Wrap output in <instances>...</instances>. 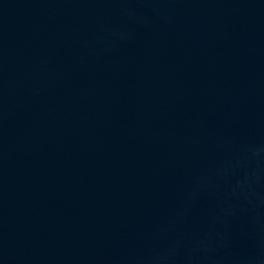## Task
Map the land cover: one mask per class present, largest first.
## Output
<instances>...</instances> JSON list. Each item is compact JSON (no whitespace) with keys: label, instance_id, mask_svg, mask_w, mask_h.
Returning <instances> with one entry per match:
<instances>
[{"label":"water","instance_id":"95a60500","mask_svg":"<svg viewBox=\"0 0 264 264\" xmlns=\"http://www.w3.org/2000/svg\"><path fill=\"white\" fill-rule=\"evenodd\" d=\"M0 264H264V0H0Z\"/></svg>","mask_w":264,"mask_h":264}]
</instances>
